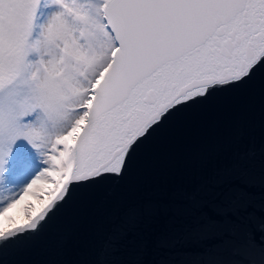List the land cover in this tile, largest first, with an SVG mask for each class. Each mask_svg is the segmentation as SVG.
<instances>
[{"label":"snow or ice","instance_id":"obj_1","mask_svg":"<svg viewBox=\"0 0 264 264\" xmlns=\"http://www.w3.org/2000/svg\"><path fill=\"white\" fill-rule=\"evenodd\" d=\"M258 71L264 0H0V264L80 190L123 179L177 113ZM255 165L238 155L223 187L190 196L157 240L170 264H264ZM144 220L126 209L93 264H140Z\"/></svg>","mask_w":264,"mask_h":264},{"label":"water","instance_id":"obj_2","mask_svg":"<svg viewBox=\"0 0 264 264\" xmlns=\"http://www.w3.org/2000/svg\"><path fill=\"white\" fill-rule=\"evenodd\" d=\"M255 156L251 186L257 220L264 219V71L239 87L220 90L177 113L133 157L123 179H108L80 190L39 237L9 251L4 264H93L111 223L129 208L143 209L140 264H170L175 252L158 246L161 234L189 215L195 193L207 197L229 179L230 162ZM259 242L261 233L250 224Z\"/></svg>","mask_w":264,"mask_h":264},{"label":"rangeland","instance_id":"obj_3","mask_svg":"<svg viewBox=\"0 0 264 264\" xmlns=\"http://www.w3.org/2000/svg\"><path fill=\"white\" fill-rule=\"evenodd\" d=\"M31 202H33V203H38L37 201H31ZM16 212H18V210H14V214H15Z\"/></svg>","mask_w":264,"mask_h":264}]
</instances>
